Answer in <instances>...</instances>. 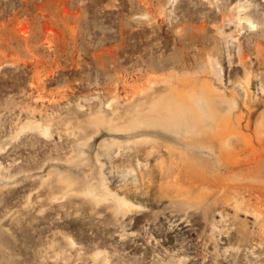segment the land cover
Listing matches in <instances>:
<instances>
[{
	"label": "rangeland",
	"instance_id": "374dc122",
	"mask_svg": "<svg viewBox=\"0 0 264 264\" xmlns=\"http://www.w3.org/2000/svg\"><path fill=\"white\" fill-rule=\"evenodd\" d=\"M207 84L236 98L222 132L254 146L225 148L253 159L264 0H0V264H264L257 192L235 210L216 187L225 167L209 176V160L194 169L162 137L91 123ZM82 181L127 204L91 199Z\"/></svg>",
	"mask_w": 264,
	"mask_h": 264
},
{
	"label": "bare ground",
	"instance_id": "6f19581e",
	"mask_svg": "<svg viewBox=\"0 0 264 264\" xmlns=\"http://www.w3.org/2000/svg\"><path fill=\"white\" fill-rule=\"evenodd\" d=\"M246 19L248 20L249 18ZM212 64L217 72H219L220 69L222 72V68L217 66L218 63L217 65L214 62ZM208 84L205 87L196 88V86H190V88H183L182 90L177 86L168 87L164 90L165 92H162L163 94H159L158 96L155 95L150 99V102L146 107H137L135 111L132 112L130 118H128L129 120L124 124L113 123L110 119H105L101 117V115L92 118L91 123L104 125L114 132L124 131L127 132V134L128 132H131L134 140L136 139L134 137L149 141L162 137L163 140H159L164 141L168 147L171 146L172 148L177 149V152H181L184 157L183 162L186 160V162H189L194 169L195 166H197V168H202V165H196V163L200 162L201 164L203 160H209L210 165L207 167L209 176L210 174L217 175L218 170L222 169L221 166L225 167L224 171L226 172L215 179L217 181L216 187L218 190H224L222 193L225 192V197L227 198L226 201H229V203L234 206L235 210H247V204H250L249 202L254 200H252L251 196L257 192V198L253 195V197L257 199V201L256 199L253 201L254 203H257L254 205L257 209L254 208L252 204L251 208L257 210V223L259 227L264 230V151L260 150L253 159L246 160L245 156L243 157L244 159H241L242 157L240 159L237 158L239 157L238 152L240 153V151L233 153V150H231V152L229 151L230 149L225 148L227 146L234 147L232 145L234 144V141L243 142L245 150L253 148L254 146L251 141L252 138L241 132H236L234 128H231L229 132H222V129L226 128L224 127L225 116L231 113L232 103H234L236 98H234V100L229 99L225 93L226 97L219 93L217 90L218 88L215 86L216 84L214 85L215 87ZM255 133L256 136L258 135L257 139L258 137L262 139L260 142L259 139L257 141L264 148V117L259 119ZM158 143L160 142H156V144ZM224 148L230 153L223 152ZM170 150L172 151L171 148ZM186 168L188 169V167ZM198 173L200 174V172ZM189 175L190 174H188V179H190ZM206 175L203 174V176ZM62 176L59 177V182L66 188V190L73 188V185L78 181L73 177L74 182L69 177L66 179L64 177L63 179ZM83 179H85V177L82 178V180ZM82 183L84 182L82 181ZM102 183L100 181L98 184H95L93 181L85 182L83 184L85 186L83 190L84 192H87L93 200H101L99 198H103V196L110 198L114 192L112 193L110 191V194L108 188L106 186L105 188ZM205 184H207V182ZM205 184H203V186H205ZM209 187L214 189L213 186ZM196 189H198L197 186ZM117 196L118 195H114V198L113 196L111 198L115 199L118 205L125 206V204H127L125 201L126 198L123 199L124 197L121 198L119 196V198ZM222 197L223 195L219 198Z\"/></svg>",
	"mask_w": 264,
	"mask_h": 264
}]
</instances>
